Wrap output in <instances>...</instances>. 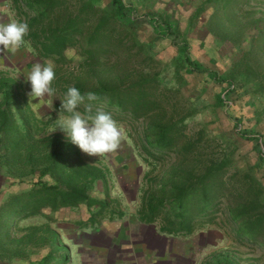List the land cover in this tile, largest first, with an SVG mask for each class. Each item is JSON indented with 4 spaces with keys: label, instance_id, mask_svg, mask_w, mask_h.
<instances>
[{
    "label": "trees",
    "instance_id": "1",
    "mask_svg": "<svg viewBox=\"0 0 264 264\" xmlns=\"http://www.w3.org/2000/svg\"><path fill=\"white\" fill-rule=\"evenodd\" d=\"M94 1L84 2L79 12L61 25L45 24L61 0H11V6L21 15L34 14L26 17L29 31L25 40L31 41L40 59L65 60L66 53L82 36L88 62H93L101 53L110 51L107 44L111 43V20L132 27L138 17L135 14L139 12L135 5L125 0H111L110 9H97ZM202 11L204 9L198 12ZM96 15L97 24L86 32L87 21ZM143 15L157 37L171 38L172 44L177 46V75L181 76V70L207 72L210 80L227 85L217 94L215 105L223 106L229 102L227 99L234 91L237 76L207 68L195 58L188 37L169 14L147 9ZM260 36H264L263 32ZM245 67L243 78L249 79L251 74L245 72L253 73L252 65L245 64ZM161 82L158 72L140 75L124 85L102 79L91 90L99 97L97 103L110 111L116 121L126 116L130 120H148L137 143L141 155L148 154L158 162H165L167 155L174 151L186 162L187 156L196 151L198 140L184 132L187 116L178 118L175 104L168 115V106L172 102L167 100V88ZM21 85L16 77L0 72V172L11 177L10 184L18 185L16 191H6L9 184L0 188V194L3 192L0 199V256L23 257L27 247L40 246L46 248V254L29 264H70L73 248L63 243L64 234L51 225L59 220L57 215L62 216L61 212L66 209L85 206L87 218L71 220L85 229L98 228L106 218H121L125 212L111 209L108 166L101 160H88L78 146L67 140L63 131L46 134L44 121L31 107ZM75 86L85 92L82 84ZM203 88L206 90L207 85ZM59 108L60 104L57 105ZM154 112L159 114L153 115ZM234 119L236 125L242 123L241 118ZM240 134L264 145V136L255 134L252 129H243ZM260 154L264 162V149ZM232 164L231 154H224L201 168L172 164L161 180L154 181L155 189L144 191L137 212L140 220L159 226L166 234L189 236L201 226L215 223L222 210L221 203L226 200L225 222L231 225L236 238L264 249V184L251 169L240 168L231 173ZM148 181L153 183L151 178ZM99 182H102L104 192L98 188ZM96 190L105 193V197L95 195ZM35 216L45 218L47 222L20 224L23 219ZM19 229L24 233L16 237ZM9 242L13 243L11 247H8ZM74 244L72 241V246ZM216 264L236 263L226 258Z\"/></svg>",
    "mask_w": 264,
    "mask_h": 264
},
{
    "label": "rangeland",
    "instance_id": "2",
    "mask_svg": "<svg viewBox=\"0 0 264 264\" xmlns=\"http://www.w3.org/2000/svg\"><path fill=\"white\" fill-rule=\"evenodd\" d=\"M87 0H61L54 15L45 21V24L61 25L70 16H75L80 7ZM135 5L138 13L132 27L111 20V34L107 44L110 51L101 53L99 58L88 62L85 52V38L79 36L78 42L66 53V59L48 57L40 59L30 40L13 53L0 49L2 60L0 72L4 71L16 77L22 84L24 94L28 93L30 84L25 80V73L35 62H51L55 66L53 97H45V103L52 100V107L47 104L37 107L30 103L33 110L44 121L46 134L61 131L54 127V120L58 118L57 105L67 86L76 83L82 84L85 91L97 87L102 79L119 83H131L140 75L160 73L161 84L167 89V100L172 103L168 106V115L171 114L174 104L177 106V117L186 115L184 132L188 137L197 139L196 151L187 156L184 162L181 157L172 151L158 162L151 155L139 153V136L148 120L144 118L132 119L120 117L117 120L122 130V138L116 150L101 156H90L84 153L88 160H101L110 169V198L111 209L124 211L123 217H115L102 221V224H124L132 214L138 215L141 198L144 191L155 189L154 181L161 180L163 173L176 163L186 166L204 167L212 160L231 154L233 164L231 173L235 169H251L256 177L264 184V162L260 152L264 145L259 140L249 139L240 134L243 129H252L255 134L264 136V0H125ZM97 9H110L111 0H95ZM11 0L0 2V9L7 12L10 21L13 19L26 21V17L34 14L21 15L18 10L12 9ZM169 14L176 21L182 33L188 37L192 55L210 69L218 70L222 74L234 73V91L228 96L229 102L223 106L216 104V96L223 92L225 83H217L209 79L207 72L195 73L181 70V76L176 73L175 60L178 48L172 44L171 38L157 37L151 24L143 15L145 10ZM204 9L202 12H198ZM99 12V11H98ZM101 14V12H100ZM86 15V14H82ZM94 18V19H93ZM98 16L87 21L85 31L95 27ZM243 61V66H242ZM91 63V64H90ZM245 64L252 65L253 73L249 79L243 78ZM204 90L203 86H206ZM37 100H32L36 103ZM193 114L191 115V113ZM153 115L159 112L152 113ZM151 114V116H152ZM168 117V116H167ZM236 118L242 123L236 125ZM200 138V139H198ZM148 158V159H147ZM183 162V163H182ZM152 179L153 183L148 179ZM133 180V184H129ZM11 177L0 172V188L7 187L6 191H16L17 184H10ZM98 188L104 192L102 182ZM95 191L94 194L104 198L105 193ZM3 192L0 194V199ZM222 210L218 212L215 223L201 226L192 235H180L182 240L196 241L200 246L199 256L203 258L200 264H216L218 260L229 258L236 264H264V249L249 245L236 238L231 225L225 222L227 202L221 203ZM62 216L57 215V222L51 223L64 234L63 243L72 247V241L85 240L97 235L100 229L79 228L72 219H85L88 216L85 206L63 210ZM109 214V212H107ZM139 217V216H138ZM67 219V220H66ZM140 219V218H139ZM47 222L42 217H29L21 221V225L42 224ZM127 223V222H126ZM101 228V227H100ZM96 231V232H94ZM24 233L20 229L15 236ZM13 243L9 242L8 247ZM77 245V244H75ZM77 249L73 247L74 255ZM45 247H27L23 257H2L0 264H29L31 260L41 258L46 254ZM206 254V255H205ZM23 258V259H22ZM199 261V260H198Z\"/></svg>",
    "mask_w": 264,
    "mask_h": 264
},
{
    "label": "clouds",
    "instance_id": "3",
    "mask_svg": "<svg viewBox=\"0 0 264 264\" xmlns=\"http://www.w3.org/2000/svg\"><path fill=\"white\" fill-rule=\"evenodd\" d=\"M28 31L26 21L13 19L0 23V49L14 53L23 44ZM54 79L53 63L35 62L25 73V80L30 84L29 102L37 107L45 104L52 107V100L45 103V97H53ZM59 99V115L51 131L60 129L69 142L90 156H101L117 149L122 130L112 113L97 103L99 97L96 92H81L76 86L69 85ZM32 100L37 102L32 103Z\"/></svg>",
    "mask_w": 264,
    "mask_h": 264
},
{
    "label": "crops",
    "instance_id": "4",
    "mask_svg": "<svg viewBox=\"0 0 264 264\" xmlns=\"http://www.w3.org/2000/svg\"><path fill=\"white\" fill-rule=\"evenodd\" d=\"M2 10L0 23H8L10 17ZM28 64L26 69L30 70ZM126 220L119 225L102 224L95 229H100L97 235L75 241L72 248L77 251L70 264H200L203 260L198 258L202 246L196 241L163 233L159 226L142 222L136 214Z\"/></svg>",
    "mask_w": 264,
    "mask_h": 264
}]
</instances>
